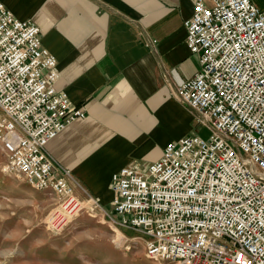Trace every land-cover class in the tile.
Returning a JSON list of instances; mask_svg holds the SVG:
<instances>
[{
    "label": "built area",
    "instance_id": "2783aa9c",
    "mask_svg": "<svg viewBox=\"0 0 264 264\" xmlns=\"http://www.w3.org/2000/svg\"><path fill=\"white\" fill-rule=\"evenodd\" d=\"M185 43L199 69L178 97L211 133L169 141L145 168L111 176L112 223L141 231L150 259L169 264H264V8L253 0H195ZM56 58L38 26L0 1V148L2 171L52 192L53 227L72 220L90 195L75 192L71 172L47 142L84 116L53 83Z\"/></svg>",
    "mask_w": 264,
    "mask_h": 264
},
{
    "label": "crops",
    "instance_id": "0c3cea01",
    "mask_svg": "<svg viewBox=\"0 0 264 264\" xmlns=\"http://www.w3.org/2000/svg\"><path fill=\"white\" fill-rule=\"evenodd\" d=\"M0 1L38 26L42 47L56 58L54 88L84 111L47 152L71 172L76 194L108 213L114 172L146 167L167 142L195 133L196 112L176 93L199 69L184 27L195 0Z\"/></svg>",
    "mask_w": 264,
    "mask_h": 264
},
{
    "label": "rangeland",
    "instance_id": "374dc122",
    "mask_svg": "<svg viewBox=\"0 0 264 264\" xmlns=\"http://www.w3.org/2000/svg\"><path fill=\"white\" fill-rule=\"evenodd\" d=\"M253 1L264 8V0ZM195 133L208 138L211 130L197 124ZM3 163L0 148V264H169L147 257L141 231L112 223L88 204L72 220L53 227L49 214L58 197L49 191L42 195L2 171ZM104 208L120 217L110 203Z\"/></svg>",
    "mask_w": 264,
    "mask_h": 264
}]
</instances>
